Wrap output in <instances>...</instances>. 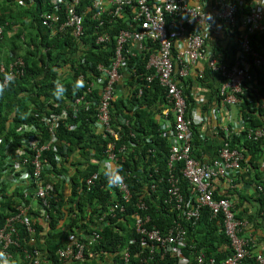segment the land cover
<instances>
[{
	"label": "trees",
	"instance_id": "16d2710c",
	"mask_svg": "<svg viewBox=\"0 0 264 264\" xmlns=\"http://www.w3.org/2000/svg\"><path fill=\"white\" fill-rule=\"evenodd\" d=\"M52 9L55 10V7L49 0H35L27 5H20L16 0H0V25L4 26V32L0 35V65L4 64L8 68L16 57L23 58L26 63L25 74L6 86L3 82L4 73L0 71V85H3V91L0 92V229L6 219L16 212L19 204H31L28 214L36 227V245L41 248L49 264H126L123 251L127 247L131 251L129 264H183L179 262L177 252L165 253L163 248H158L150 258L147 242L139 239L134 244L130 243V240L136 237L132 215L138 210L137 203L144 194L142 200L147 204L146 213L151 216L152 223L160 229L165 231L172 226L177 214L173 205L164 203L171 175L168 167L171 141L168 136L161 135L162 117L159 118V115L164 114L169 108L166 91L159 80L155 79L150 87H144L143 93L138 95V82L141 77L155 71L147 68L151 54L158 49L152 40L147 42V49L129 58L128 63L133 74H128L125 79H132L131 85L135 88H130L124 96L118 93V89L129 85L117 84V94L111 106L114 126H118L124 118L129 120V124L121 129L122 139L119 141V144L130 147L129 153L124 155L125 161L119 162L121 173L125 175L132 190V198L124 205L125 212H119L116 218L112 217L111 213L103 217L114 202L121 200L118 190L109 186L106 175L108 171L105 168L101 166V173L90 190L86 185V178L100 171V163H94L93 158L103 160L108 144V140L96 132L95 127L100 104L98 85L93 93L96 104L90 110L81 109L77 117H74L75 112L69 109L68 115L61 119L57 126L60 139L57 150L63 155L62 162L57 164L55 161V154L58 151L55 152L53 149L44 153L45 164L48 165L45 171L69 176L71 183L68 186V179H62V182L54 185L53 192H56L57 200L52 199L49 207L41 208L45 202L35 198L32 189L27 185L22 189H13L12 183L6 182L2 165L8 147L13 151L22 150L25 141L36 131L42 133V137L46 139L47 124L41 120L42 115L66 110L64 104L55 106V102L59 100L53 95L58 73L60 82L66 88L60 99L67 96V100H73L82 96L84 84L97 80L101 75L97 71V66L101 64L111 67L118 31L121 28H129L127 22L133 15L131 10L122 13L112 24L103 28L101 31L111 33L112 38L107 43H99L97 30L90 20L86 21L83 37H76L70 30L53 33L42 24L41 19L42 12ZM10 32L13 35H10ZM235 32L228 35L230 41L226 46H223L221 41L214 42L216 46L214 55L218 52H222L220 53L222 55H231L230 61H226L229 65L235 63L240 50L241 35L247 30L238 27ZM250 39L256 50L264 52V39L259 32L250 34ZM251 60L249 56L246 61L249 63ZM250 70L254 72V80L252 85L248 83L244 86L245 91L239 96L240 118L249 128H264L263 102L258 101L259 105L257 100L254 102L256 98L251 91L252 86H259L261 92H264V65L260 69L251 66ZM212 72L217 71L212 70L207 61L202 75L198 74L196 78L188 75L177 78L179 85L184 89L189 111L198 105L193 91L194 86L207 85ZM82 73L85 74L83 87L74 91V84ZM212 94L220 97L219 87L217 93ZM207 103L206 101L201 105L205 112L209 111ZM75 123L77 127L72 129L71 125ZM27 126H35L36 130H28ZM20 127L26 128L27 131L20 133ZM201 129L202 125L192 126V154L198 159H202L201 151L206 146L205 135ZM132 133L135 138L130 136ZM130 138L137 141L135 147L129 143ZM225 141H229L232 148L243 150L248 158L247 162L243 161L242 171L235 176L236 183L248 182L254 188L256 184L264 185V137L250 139L246 131L230 137L224 133L222 140L217 144L216 153L210 155L208 160L218 156L219 149ZM65 146L67 150L61 151ZM181 167L182 162H177L173 172L176 175L181 174ZM28 168H31L30 164ZM245 168L247 173H243ZM154 183L158 185L156 191L151 189ZM181 186L186 199H191L193 204L196 198L191 191V184L182 178ZM231 189L229 194L223 195L216 191L215 198H230L237 218L247 219L251 225L260 222L259 218L264 220V193L250 194L246 188L241 187ZM250 198L258 203L255 215L254 212L250 213V208L245 207V201ZM103 222L105 223L102 224ZM184 223L187 228V239L186 244L180 247L183 256L188 258L186 264H198L197 257L200 254L204 255L205 260L213 257L220 263L232 253L231 239L226 233L223 217L222 215L214 217L211 208L204 207L196 221ZM95 230L100 234V238L86 247L83 259L61 260L59 256L61 249L75 239L85 241ZM18 231L22 246L31 248L30 234L25 226L19 224ZM247 231L248 228L242 234L245 235ZM260 244L262 245L258 240L256 245L250 247V254L243 263L256 264L257 254L264 252L261 251ZM11 250L13 257L20 254L28 262L21 247H13Z\"/></svg>",
	"mask_w": 264,
	"mask_h": 264
},
{
	"label": "built area",
	"instance_id": "2783aa9c",
	"mask_svg": "<svg viewBox=\"0 0 264 264\" xmlns=\"http://www.w3.org/2000/svg\"><path fill=\"white\" fill-rule=\"evenodd\" d=\"M20 5H27L35 0H16ZM55 10L44 11L41 13L42 24L52 30L53 33H64L70 30L76 37H83L85 34L86 21L94 23L97 32V42L107 43L111 41L112 34L102 32L101 30L113 23L117 17L127 11H132V17L127 22V27L119 29L116 40L115 56L111 67L99 64L97 71L101 73L97 80H92L84 84L82 96L73 100L59 99L55 106L65 105L66 110L60 113L43 114L41 120L47 124L48 136L42 137V133L36 131L32 133L25 141L22 150H11L8 147L4 158L2 171L5 174L7 183H12V188L22 189L27 185L32 189L33 196L45 202L41 208L49 207L52 199L57 200L56 192H53L54 185L62 182V179H68L62 174H55L45 171L44 153L49 150H58L60 141L57 132V126L61 119L68 115L69 109L78 112L85 108L90 110L94 101L93 93L98 85L100 94V104L96 116L98 117L95 127L96 132L101 133L105 140L106 157L103 160L93 158L94 163H100V171L86 178V185L90 190L95 184L101 173V166L109 174L115 173L119 180V186H112L117 189L121 200H117L109 207L108 213L112 217H117L119 212H125V203L132 198L130 184L126 177L121 173L119 162L125 161V153H129L130 147L126 144H119L122 139L121 129L129 124L128 119H122L118 126L112 122L111 106L112 101L117 94V84L123 85L125 79V70L130 68L129 58L135 56V50L138 53L147 49V42L152 40L157 44L156 53H152L147 64L148 69H154V72L147 74L138 82L140 96L144 87H150L151 83L158 79L161 86L166 91V99L169 108L160 115L161 135L170 138L171 148L168 158V167L170 170L169 187H167V196L164 203L173 205L177 212L173 225L167 230L160 229L152 223L151 216L146 213L147 204L140 197L137 208L132 217L136 237L130 240L131 244L140 241L148 244L150 258L153 257L155 249H164V252H177L179 262L186 264L188 258L184 257L181 247L186 244L187 228L186 221L199 218L201 210L209 207L213 211V216L222 215L224 227L227 235L231 239L232 253L229 254L220 263L213 257L205 260L203 254L197 257L198 264H245L244 259L250 254V247L256 245L259 235L247 231L251 228V223L247 219L237 218L234 210L233 201L227 197L215 198L214 181L216 179H225L230 188H243L247 192L262 194L264 185L256 184L255 188L248 182L236 183L235 176L239 175L243 169V161H248L243 150L237 147H231L229 141H225L219 149L218 156L212 160L198 159L192 154L193 130L192 126L203 125L205 117L201 114V102L199 100L192 110H188L187 100L184 95V89L177 81L175 74L176 64L180 65L179 77H185L189 74L190 68L201 58L209 61V67L219 73L221 84L219 87L220 100L226 105L239 107L240 94L243 93L244 86L251 84L254 80V72L250 70L260 69L264 65V52L254 48L250 34L256 31L264 39V0H201L193 4L192 0H49ZM246 29L241 35L240 50L236 55L235 63L229 65L228 62H220L215 53V44H209L211 34L219 29L225 32L226 37L236 33V29ZM100 32H98L99 30ZM4 32V26L0 25V35ZM229 38V36H228ZM151 41V42H152ZM220 41L216 37V42ZM222 42V41H221ZM132 51L134 53H132ZM251 56V62L246 60ZM246 63V65L244 64ZM244 64V66H243ZM251 65V66H250ZM0 71L4 73V86L8 81L6 75L13 77L12 81L21 77L26 72V63L23 58L16 57L7 68L4 64L0 65ZM202 72L200 74L202 75ZM85 74L79 75V80L84 82ZM129 85V84H128ZM141 85V86H140ZM133 86V85H132ZM132 86H122L126 95ZM264 87V86H263ZM135 88V86L133 87ZM252 93L258 101L263 102L264 92L261 87L252 86ZM66 99V100H65ZM77 124H72L75 129ZM27 129L36 130L35 126H27ZM26 128L20 127V133H25ZM222 135L227 137L233 134H241L246 131L248 138L254 137L260 139L264 137V128H249L243 119L228 121L221 124L219 128ZM130 136L135 138L132 133ZM135 140V139H134ZM130 138L129 143L135 147L137 141ZM67 146L61 151H66ZM63 155L59 151L55 154L57 164L61 163ZM182 162L181 174H175L173 170L176 163ZM31 168H28V165ZM264 164V163H263ZM248 172L244 169L245 173ZM182 178L191 184V191L195 194V202L191 204V199H186L182 190ZM71 185L70 180L68 179ZM156 183L151 185L152 191H156ZM148 192L150 190H147ZM147 193V192H146ZM32 205L19 204L16 212L6 219L4 226L0 229V252L4 253L9 261L13 258V247H21L24 251L28 264H49L41 248L36 245L35 233L36 227L33 219L28 214ZM107 222V221H105ZM103 222L102 224H104ZM23 225L30 234L29 247L22 246L19 240L18 225ZM152 224V225H151ZM100 238V234L95 230L90 238L85 241L75 239L67 247L59 251L61 260L76 259L81 260L85 257L86 247L93 244ZM131 251L129 247L123 251V259L129 264ZM164 255H162L163 257ZM256 264H264V252H259L255 260Z\"/></svg>",
	"mask_w": 264,
	"mask_h": 264
},
{
	"label": "crops",
	"instance_id": "0c3cea01",
	"mask_svg": "<svg viewBox=\"0 0 264 264\" xmlns=\"http://www.w3.org/2000/svg\"><path fill=\"white\" fill-rule=\"evenodd\" d=\"M199 1L201 0H192V3L195 4V3H198ZM109 24H112V23H109ZM219 30L220 31L218 35H217V31L211 34V37L209 38V44L213 45V43L216 42V37H217L220 41H222L221 43H223V46H226V44L229 43L230 39L226 37L225 32L223 30L221 29ZM10 35H13V33L10 32ZM132 53L134 52L132 51ZM153 53H156V52H153ZM220 53L222 52H218V54L216 53L215 55L216 58L220 62L230 61L231 55H222ZM137 54L139 53L138 51L135 50L134 55H137ZM207 61L208 60L205 58V56L201 58V60H199L196 64H194L190 68L188 77H192V78L198 77V74H200V72L203 71L204 68L206 67ZM179 70H180V65L176 64L175 74L177 78H179L178 76ZM125 73H127L126 74L127 77H128V74H133V72L131 71V68L126 69ZM212 73L213 74L208 79L207 85L201 86L198 84V85H195L193 88L197 102L201 99H204L201 102V104L207 101L208 103L206 106L209 107V111L207 112H205L204 110H201V114L205 117V122L202 125V129H201V131L203 132V135H205V140H206V146L201 151V157H203L204 159H209L210 155L212 156L214 155V153H216L217 144L220 143V141L222 140V135L219 130L221 124L224 122H228V121H235L241 117L239 107L226 105L220 99L218 100L219 97H217V95L212 94L214 92L217 93L218 87H220V84H221V77L219 73L217 72H212ZM130 80L132 79H129V78L123 79L122 83L129 84V86H132ZM133 87L134 85L132 86V88ZM124 90L126 89H123L121 91L122 94L124 93ZM254 102H256V99H254ZM257 104L259 105V102H257ZM159 118H161L160 115H159ZM245 173L247 172L245 171ZM213 184H214L215 190L217 191L219 195L229 194V192L232 190L227 184V182L225 181V179H216ZM250 194H253V193H250ZM245 207L250 208V213L254 212V215H255V212L258 209V203H256L253 198H250L247 201H245ZM240 209L242 208L240 207ZM259 220L260 222H256L254 223V225H251V228L249 229V231L259 235L260 237L259 240L262 243V245L260 244V249L261 251H264V247H263L264 246V220H261V218H259ZM11 260H12L11 262H14V264H28V262H26V260H24V258L20 254H16Z\"/></svg>",
	"mask_w": 264,
	"mask_h": 264
},
{
	"label": "clouds",
	"instance_id": "9594fccd",
	"mask_svg": "<svg viewBox=\"0 0 264 264\" xmlns=\"http://www.w3.org/2000/svg\"><path fill=\"white\" fill-rule=\"evenodd\" d=\"M13 77L11 75H6L5 80L8 82H11ZM56 87L55 91L53 92V95L60 99L62 98L63 94L66 92V88L63 86V84L60 82V74L58 73V78L55 82ZM80 87H83V81L77 80L74 84V91ZM3 91V85H0V92ZM108 175V184L109 186H119V180L117 179V176L115 173H106ZM0 264H14V262H10L7 258H5L4 253L0 252Z\"/></svg>",
	"mask_w": 264,
	"mask_h": 264
}]
</instances>
